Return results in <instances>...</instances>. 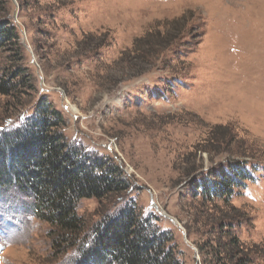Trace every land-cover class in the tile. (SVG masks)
<instances>
[{
  "label": "rangeland",
  "instance_id": "rangeland-1",
  "mask_svg": "<svg viewBox=\"0 0 264 264\" xmlns=\"http://www.w3.org/2000/svg\"><path fill=\"white\" fill-rule=\"evenodd\" d=\"M3 1L19 40L0 51V77L20 70L14 83L34 89L0 93V136L45 96L68 141L112 158L132 186L79 203L87 233L132 201L172 230L183 264H223L229 237L264 264V0ZM157 32L176 43L142 67L133 46L161 44ZM124 53L133 70L117 64ZM139 71L150 73L127 80ZM235 163L258 172L228 205L194 195L198 177ZM31 201L0 192V264H75L77 248L54 241Z\"/></svg>",
  "mask_w": 264,
  "mask_h": 264
},
{
  "label": "trees",
  "instance_id": "trees-1",
  "mask_svg": "<svg viewBox=\"0 0 264 264\" xmlns=\"http://www.w3.org/2000/svg\"><path fill=\"white\" fill-rule=\"evenodd\" d=\"M3 2L0 0V12ZM161 35L158 32L154 35L161 44L150 42L153 36L144 46L139 47L135 42L134 52L142 54L139 55L142 67L147 64L141 56L150 55L156 62L163 52L175 45L177 38L171 41L168 34L164 38H160ZM181 35L179 31L177 36ZM17 40L18 31L11 18L0 14V51L8 47L10 52H15ZM15 56L14 53L13 58ZM123 57L117 64H125L124 72L133 70L125 53ZM139 72L126 75L127 80L150 73ZM20 76V70L2 73L0 93L11 96L21 92L22 98L27 93L20 88L31 92L32 81L14 83ZM65 127V116L42 96L20 127L2 134L0 192L16 188L31 199L35 218L50 225L52 234H57L54 241L63 239L77 248L79 256L75 264H183L172 230H164L154 214H143L132 201L104 216L87 233L86 224L78 214L79 203L121 198L132 186L112 158L89 150L79 142L70 143L64 134ZM255 172L258 171L251 172L246 164L240 163L212 171L192 184L194 195L208 203L222 201L228 205L236 192L245 191L255 182ZM257 256L262 255H253L236 237H229L220 252L223 264H258Z\"/></svg>",
  "mask_w": 264,
  "mask_h": 264
}]
</instances>
